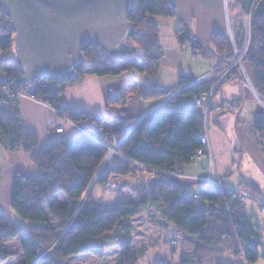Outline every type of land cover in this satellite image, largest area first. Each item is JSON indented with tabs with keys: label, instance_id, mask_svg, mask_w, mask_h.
<instances>
[{
	"label": "trees",
	"instance_id": "16d2710c",
	"mask_svg": "<svg viewBox=\"0 0 264 264\" xmlns=\"http://www.w3.org/2000/svg\"><path fill=\"white\" fill-rule=\"evenodd\" d=\"M132 1L133 6L127 13V20L131 23L133 35L126 44L135 47V51L139 49V56L133 54L135 51L122 55L111 53L99 45L85 43L82 50L84 64L77 68L70 80L57 82V89H51L44 83L35 85L34 92L38 101L48 103L58 115L66 114L73 123L90 121L96 125V130H82L75 139H67L62 134L55 133V139L39 145L35 131L27 128L21 121L19 104L11 101L0 104V145L11 151L21 149L26 152L30 161L39 169L35 176L20 175L15 179L9 200L12 212L21 219L28 220L26 235L38 245L36 257L23 264H64L71 255L82 254L103 258L105 249L112 246L118 248L119 264H137V259L146 250L144 247L138 252L133 249V221L148 205L164 207L165 211L172 212L173 218L180 214L203 220L210 225L230 226L237 238L244 263H255L259 258V249L263 246L261 225L253 221L254 215L246 213L243 202L234 201L233 208L230 207L225 189L202 186L196 192L197 197L206 203L224 201L225 206L221 209L211 210H206L203 203H197L194 194L188 195L170 176L162 173H156L150 180L151 188L156 193L152 198L141 190L134 197L108 203L93 198L92 187L85 196L92 181L94 185L101 184L111 172L131 173L133 161L152 169L177 173L182 166L195 160L192 156L200 145L198 136L202 130L203 118L200 108L194 102L179 104L175 98L186 94L194 97L195 101L196 97L210 91L213 79H205L184 88L173 99L163 102L165 105L143 116L137 123L136 118L123 119L120 128L114 130L103 129L104 118L99 114L60 104V97L65 90L82 81L85 74L117 76L130 69L148 76L158 73L163 57L162 45L158 42L160 26L151 18L177 20L174 10L168 6V0ZM255 2L256 0H229L227 9L237 48L243 43L246 29L241 16L250 15L246 71L264 104V17L253 15ZM177 21L179 26L173 28V35L181 49L220 65L233 56L226 36L214 34L209 45H206L194 37L193 20ZM12 35L9 20L6 19L0 23V56L5 62L0 65V72L8 80L22 77L15 59ZM238 76L239 73L236 72L227 80H238ZM185 82V78L181 76L173 87L152 85L143 95L160 98ZM228 102L230 105L235 103L234 100ZM217 105L210 110V113H216L215 117L232 107L217 110ZM254 115L252 126L264 140V111ZM114 145H117V153L112 154L110 162L100 169V164L107 155V148ZM237 186L264 199V194L249 183ZM60 195L64 201L59 199ZM17 232L18 226L0 213V244L5 238H15ZM173 247L175 248L170 249L173 253L177 252V248L180 249L179 264H215V254L227 251L226 247L219 246L215 250L187 239H182L179 247ZM9 255L7 251L0 249V260H5ZM261 256L264 257V250Z\"/></svg>",
	"mask_w": 264,
	"mask_h": 264
},
{
	"label": "crops",
	"instance_id": "0c3cea01",
	"mask_svg": "<svg viewBox=\"0 0 264 264\" xmlns=\"http://www.w3.org/2000/svg\"><path fill=\"white\" fill-rule=\"evenodd\" d=\"M155 21H159L160 24L158 42L161 43L163 50V57L160 61L161 66L156 75L148 76L133 69L117 76L85 74L82 81L65 90L60 97V104L64 107L80 108L86 112L101 115L104 118L103 129L105 130L118 129L122 125L123 119H130L131 117L140 119L152 113L156 108L165 105L160 103V98L144 96V92L151 88L152 85L161 88L173 87L181 77L182 68L187 65L184 64L185 56L174 38L173 28L169 24L170 21L162 17L155 19ZM201 69L202 67H197L193 72L191 71L193 77L203 75L205 71ZM233 100L235 103L228 111L221 112L216 117L214 116L216 113H210V121L207 128L212 160L210 161L206 155L198 156L191 163L182 166L178 171L180 174L177 177H173L176 178L174 182L178 183L188 195L196 193L202 187L203 184L198 179L205 176L217 178L228 186L249 183L257 191L264 194V140L254 131L252 126L254 114L261 112L263 104L239 80L230 79L217 88L211 105L215 106L220 102ZM175 101L179 104H191L194 102V97L188 95L184 98L176 96ZM251 103L253 104L251 105ZM18 104L19 115L23 125L35 131L39 145H45V143L57 137L54 130L58 114L55 111L36 100L31 101L22 98ZM250 107L252 117L248 126H246L244 114L248 112ZM82 130H96V125L90 121H80L76 125L66 123L62 135L67 139H75ZM38 173L39 169L30 161L26 152L21 149L11 151L0 145V213L12 224L18 226L17 236L15 238H5L0 244V249L10 254L5 259L6 261L1 262L2 260H0V264H6L10 258H14L17 262L16 264H23L36 257L38 245L31 240L28 234L26 235L29 224L15 218L16 216L10 209L9 200L13 193L14 181L18 176H35ZM131 176L133 175L130 174L128 179L133 181ZM243 203L246 213L254 215L253 221L260 224L256 221L255 207L257 204L249 208L244 201ZM168 212L164 209L162 215L160 214L158 218L161 221L166 219L169 221L170 226L177 227L181 232L184 231V236L187 240L191 241L189 237L195 236L197 231L201 233V230H204V233L200 236L212 241L217 242L220 240L218 242L222 243L226 239H232L233 242L236 240V247L238 248L236 252L242 257L237 238L234 236L233 229L230 226L210 225L203 220L200 221L180 214L175 215V218H173L171 217L172 212H169L170 214ZM223 234L226 236L225 238ZM20 238L22 241L25 240L26 245H28L27 248L22 247L20 248L21 250L14 248L12 250L6 245L8 241ZM17 242L20 244L21 240ZM29 250L31 252H28ZM116 252L118 253L116 263L119 264L118 249ZM146 253L148 252H145L140 257L145 256ZM179 255L180 252L173 253L169 249V253L164 256L161 255V258L166 260L169 256L172 261L175 262V259L178 261H176L177 263H171L172 261L168 259L167 264H179ZM96 259L99 260L97 257ZM242 259L244 260L243 257Z\"/></svg>",
	"mask_w": 264,
	"mask_h": 264
},
{
	"label": "water",
	"instance_id": "95a60500",
	"mask_svg": "<svg viewBox=\"0 0 264 264\" xmlns=\"http://www.w3.org/2000/svg\"><path fill=\"white\" fill-rule=\"evenodd\" d=\"M132 6V0H0V14L9 19L15 59L31 84L70 80L84 64L85 43L116 54L134 52L126 44L133 35L127 20ZM168 6L177 20H193L194 37L206 45L214 34L226 36L224 0H168ZM253 6V15L264 17V0Z\"/></svg>",
	"mask_w": 264,
	"mask_h": 264
},
{
	"label": "rangeland",
	"instance_id": "374dc122",
	"mask_svg": "<svg viewBox=\"0 0 264 264\" xmlns=\"http://www.w3.org/2000/svg\"><path fill=\"white\" fill-rule=\"evenodd\" d=\"M228 1L229 0H226V7H227ZM230 1L233 2V0H230ZM227 14H228V9H227ZM228 16H229V14H228ZM241 17H242V22H243L244 28H246V26L249 25V22H250V15L245 14V15H242ZM151 19L154 20L157 18L152 17ZM169 21H170L169 24L172 26V28H174L175 26L176 27L179 26V23L177 20L170 19ZM155 22L158 24V26H160L159 21L158 22L155 21ZM181 50H183L182 52L184 53V56H185L184 64L187 65L183 68L189 67L190 71H192V72L194 71L195 68L197 69V67L198 68L202 67V69H201L202 71L210 72L209 70H211L213 68L211 66H214L216 64V62H214V61L202 59L200 56L192 55V52H190L189 50H186V49H181ZM247 50H248V47L245 49L243 56H245V54L248 55ZM139 53H140V50L138 49L133 54L136 56H139ZM10 54H12L11 51H10ZM247 55L242 60L244 62L246 69L248 67L247 62L245 61ZM231 59H233V56H231L229 58V60H231ZM183 68H182V70H183ZM182 70H181V72H182ZM181 72H180V75H181ZM189 77L190 76H186L183 78H185V80L188 81V79H186V78H189ZM250 80H251L252 85L254 86V83L252 82L251 78H250ZM243 86L246 89H248V91L249 90L251 91V88H248V86L246 84H244ZM185 96H187V95L186 94L178 95V97H183V98ZM165 98H166V93L160 97V101H163V99H165ZM252 104L253 103H251V105ZM47 105L53 110V108L48 103H47ZM231 105L233 107V104H231ZM261 111H264V104H263V108ZM248 112L249 113L251 112V107L248 109ZM248 112H246L244 114L245 115L244 116V122H245L246 126H248L249 120L252 117L251 113L249 114ZM209 121H210V119H209ZM71 123L76 125L79 122L73 123V121H71ZM63 132H64V130H63ZM208 139H209V134H208ZM114 146H110V147H114ZM109 148H107L106 157L103 159V161L100 164L101 169L104 167L103 165L110 162L112 154L115 153V150L109 151ZM209 150H210L209 152L211 154V158H210V161H211L212 160V150L210 149V139H209ZM111 173H113L114 175L118 174V176H119L118 180L120 181L119 183L121 185H123V187L120 188V190H119L118 189L119 187H117V185L119 183H116L115 189H113V188L108 189L105 187V181H102L101 184H95V185L93 183L91 186L89 185L90 189H91V187L93 188V190H92L93 198H95L99 201H104V202L110 203V202L122 201L124 198H127V197H134L141 190L146 191V194L149 195L148 185H146L147 184L146 182H142L140 177L138 178L139 174L133 173V176H131L133 181H131L128 179V176H125V177L122 176L123 173L122 174L116 173V172H111ZM168 176H170L173 180L174 179L176 180V178H173L175 175H168ZM180 176H182V175H180ZM108 177H109V175H108ZM205 177H209V176H205ZM126 178L128 179V181ZM201 178H203V177H201ZM113 179H114V181L117 182V179H115V178H113ZM95 180L96 179H94V182H95ZM202 184L205 187H207L206 184H204V183H202ZM121 185H120V187H121ZM150 188H151V185H150ZM214 188H216L218 190L224 189L223 187H221V188L214 187ZM151 190L153 192L149 195V196H151L150 198L155 197V195H156L155 191L152 188H151ZM189 195H191V194H189ZM194 196H196L197 203H203L204 207L206 206V204H205L206 202L199 199L197 197L196 193H194ZM59 199L64 201L63 197L61 195L59 196ZM116 199H118V200H116ZM244 202L247 204V206H249V208H251L252 206H255L257 204L252 199H246ZM257 206L258 205H256V207H255L256 208V211H255L256 221L262 225L260 235H262L261 242H262L263 246H261L259 249V256H258L259 258L257 259V261L255 263H252V264H264V257L261 256V253L264 250V213ZM148 209H150V211L148 213H146V211ZM164 209L165 208L162 206H156L155 207L152 205H148L147 209L143 213L135 216V219L133 221V228H132L133 229L132 230L133 249H134V251L138 252V250H140L141 247H144L146 252H148L145 254V256L139 257L137 259V264H159V263L167 264L166 262L168 261L169 256H168V259L165 260V259L161 258V255L164 256L167 253H169V249L175 248L173 246L179 247L181 240L186 239V238H181V236L185 237L184 231L181 232V230L178 229L177 227L170 226L169 221H167L166 219H165V221H161V219L158 218V216H160V214L162 215V211ZM145 214H147V215H145ZM14 216H16L15 218H18L17 220H21L22 222L27 223V224L29 223L28 220L25 221V220L21 219L20 217H18V215L16 213H14ZM146 218H147V222H146ZM158 221H161V222H158ZM187 223H189V222H187ZM170 229H172V231ZM202 233H204V230H201V233L199 231L195 232V236H191V237L187 236V237H189V239H191V241L195 242V243H198V242L202 243L203 242L204 244H206V241L211 242L210 239H206V238L202 239V236H200ZM19 240H21V242H20L21 245L17 242ZM218 241H220V240H218ZM218 241L217 242L215 241L216 246L213 247L212 249L216 250V247L220 246V247H226L227 251H224V253H220L218 255L215 254V258H214L215 264H245L242 257H240L238 252H236V249H238L236 247V245H237L236 240H235V242H233L232 239L231 240L226 239L225 242L223 240L222 243H219ZM6 245L9 247V249H12V250H14V248L20 249L22 247H26V248L28 247V245H26V243H25V240L22 241L21 238L16 239L14 241H8V243ZM117 249L118 248L116 246L106 248L105 249L106 250L105 256L103 258H99V260L96 259L97 256H94L91 254L71 255V257H68V259L65 260L64 264H117L116 263L117 258H118V253L116 252ZM177 249H178L177 250V252H178L180 249L179 248H177ZM28 252H31V250H29ZM12 257H14V256H12ZM3 261H6V260H2L1 262H3ZM169 261H172V259H169ZM176 261H178V260L175 259V262ZM175 262L172 261L171 263H175ZM16 263L17 262L14 258H10L6 262V264H16Z\"/></svg>",
	"mask_w": 264,
	"mask_h": 264
},
{
	"label": "built area",
	"instance_id": "2783aa9c",
	"mask_svg": "<svg viewBox=\"0 0 264 264\" xmlns=\"http://www.w3.org/2000/svg\"><path fill=\"white\" fill-rule=\"evenodd\" d=\"M225 1V7H226V0ZM3 16V15H2ZM1 17V14H0ZM4 17V16H3ZM225 18H226V40H227V44L230 47L232 54H233V59L226 61V63L220 65L218 63H216L213 68L211 70H209L210 72H205L203 75H200L198 77H193V74H191V71L188 68H183L181 75L182 78L186 77V76H190L188 79V81H186L184 83V85L177 87V88H173L172 90H170L169 92L166 93V98L163 99V101H161L160 103L163 102H167L170 99H173L174 96H176L180 91L184 90V88L191 86V85H195V83L201 82V81H205V79H213V86L210 89V91L208 93H206V95H200L199 97L195 98L194 101V105L200 108L201 111V115H202V123H201V132L198 136V139H200V145L199 147H197L196 151L194 152V155L192 156L193 159L198 158V156L200 155H207L208 159L211 158V154H210V150H209V139H208V123H209V115H210V110H211V103H212V99L214 97V93L215 91H217L218 86L227 80V78H230L231 76H233L236 72L239 73L238 76V80L244 85L246 84L248 86V88H251V92L256 96V98L262 102L258 96V94L256 93L254 86L251 83L250 80V76L248 74V72L246 71V67L244 65V62L242 61L243 58L247 55H244V51L247 47H249L250 44V28L249 25L246 26L245 29V34L243 37V43L241 45L240 48H237L236 44H235V39L233 37V29H232V23L230 21V18H228V14H227V7H226V13H225ZM6 19H8V17H5L4 19L1 17L0 18V23L5 21ZM9 20V19H8ZM248 53V50H247ZM221 59H223V56L221 57ZM4 61L2 60V58L0 57V65H4ZM44 83L47 87H50L51 89L56 88L57 89V81H52L49 79H36L34 83H29L27 81L24 80L23 77H20V79H16V80H11V79H6V76L0 72V104L5 102H12V103H18L22 98L25 99H29V100H37L35 97V85L36 84H42ZM38 101V100H37ZM42 105H47V103L45 102H41L39 101ZM232 105H230V103H224L223 105L219 106L217 105V110L220 108H227V107H231ZM53 111H55L53 109ZM56 113V112H55ZM66 123H71L70 118L65 114V115H57V120H56V126H55V130L54 133L57 134H63V130L64 127L66 125ZM135 124V123H134ZM133 124V125H134ZM209 152V153H208ZM115 153H117L115 151ZM133 166H132V173H123L122 176H129L130 174L133 175V173L135 174H139L138 178H141L142 182H146L148 185V192L149 195L153 192L150 188V180L152 177L155 176L156 173H162V174H168V175H175L174 177L178 176V172H163L160 171L158 169H152L149 168L143 164H140L136 161H133ZM101 169V166H100ZM99 169V171H100ZM117 179V182L114 181V179ZM119 176L118 174H113L110 173L109 177L104 180L105 181V187L108 189H115L116 187V183H119L120 181L118 180ZM199 181H201L202 183L206 184L207 187H223L225 189V192L227 193L228 197H229V203L228 205H230V207L233 208V202L234 201H238V202H243L246 199H252L253 201H255L259 207V209L264 213V199L256 196L255 194L253 195L251 192H249L248 190H246L245 188H240L238 186H228L226 185L224 182H222L219 179H215V178H209V177H203V178H199ZM124 184V183H123ZM120 183L117 185V187H119L118 189L120 190V188L123 187V185H121L120 187ZM151 197V196H150ZM196 198V196H195ZM118 200V199H116ZM205 209L206 210H211V209H221L223 206H225L224 201L222 200L221 202H212L209 203H205ZM150 211V209H148L146 211V213H148ZM147 215V214H145ZM146 222H147V218H146ZM171 228V227H170ZM172 231V229H170ZM181 233V232H180ZM223 237L225 238L226 236L223 234ZM222 237V238H223ZM178 238V237H177ZM181 238H185L183 236H181ZM201 245L207 246L209 248H213L215 247V241H211V242H207V244H204L203 242H198Z\"/></svg>",
	"mask_w": 264,
	"mask_h": 264
},
{
	"label": "flooded vegetation",
	"instance_id": "af4514ba",
	"mask_svg": "<svg viewBox=\"0 0 264 264\" xmlns=\"http://www.w3.org/2000/svg\"><path fill=\"white\" fill-rule=\"evenodd\" d=\"M2 58V57H1Z\"/></svg>",
	"mask_w": 264,
	"mask_h": 264
}]
</instances>
